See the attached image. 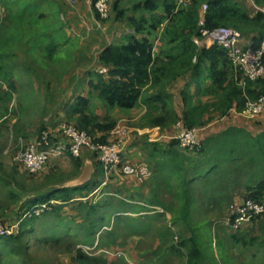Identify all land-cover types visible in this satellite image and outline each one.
Wrapping results in <instances>:
<instances>
[{
  "label": "rangeland",
  "instance_id": "obj_1",
  "mask_svg": "<svg viewBox=\"0 0 264 264\" xmlns=\"http://www.w3.org/2000/svg\"><path fill=\"white\" fill-rule=\"evenodd\" d=\"M241 1L250 14L264 7V4L259 6L254 0ZM137 2L139 0H121L117 4L119 8L127 9L125 15L132 13L128 10ZM89 7L93 23H88V35L96 32L92 48L118 41L122 35L117 31L122 32L124 26L128 25L126 16L117 19L116 10H109L105 18H100L91 2ZM40 11L30 0H0V229H13L8 234L10 237L0 236V264H80L76 259L77 247L83 249L84 253L87 251V255L97 257L101 264H184L182 252L186 251L185 248L178 250L174 246V250L168 251L166 247L176 245L180 239L189 236L192 228L182 220L169 225V213L155 219V224L161 225V229L165 223L163 235L160 234L163 230L150 229L141 237H128L124 229L128 223L124 220L112 230L99 227L95 234L99 231L100 234L94 237L98 242L94 243L93 239V244H90L89 236L81 226L83 222H77L82 215L78 214L76 204H58L35 218L25 220L30 215L25 216L24 212L38 195H44L47 184L68 177L66 169L69 164L59 162L53 169L46 163L40 171L30 173L16 155L43 130L51 129L57 138L60 137V123L75 125L64 113L68 93L73 89L71 79L93 70L88 65V68L75 69L77 61L88 64L86 58H77L81 49L80 40L59 31L54 32L58 38L57 49L48 59L42 47L47 41L45 32H53L56 29L51 27L58 25L49 17H38ZM116 20L119 25L115 23ZM48 26L49 30L46 29ZM242 37L248 44L249 37ZM243 122L241 127L251 124L249 119ZM133 134L145 141L156 142L149 141L146 134L138 135L134 131ZM205 156L193 158L200 162ZM251 173L242 174L238 186L236 181L225 184L227 187L224 190L218 186L208 187L203 196L192 198L194 207L189 217L190 224L195 228L200 227L202 232L198 230V235L208 245L206 252L213 255V261L205 263L210 259L205 254V264H264V218L239 225V231L234 232L237 241L230 236L233 232L219 227L217 223L232 202L250 192L248 187L253 184L248 183V177ZM164 192L161 197L164 203L170 208H177L179 204L176 205L175 197H171L170 192V195ZM86 204L83 205L88 206ZM18 232L22 234L15 237ZM115 236L118 237L116 244ZM157 237H162V245L158 247Z\"/></svg>",
  "mask_w": 264,
  "mask_h": 264
},
{
  "label": "trees",
  "instance_id": "obj_2",
  "mask_svg": "<svg viewBox=\"0 0 264 264\" xmlns=\"http://www.w3.org/2000/svg\"><path fill=\"white\" fill-rule=\"evenodd\" d=\"M117 1L113 0L111 3L113 4L112 10H116L115 17L122 19L126 16L127 23L133 30L122 35L118 41L108 44L99 52L98 61L100 65L107 68L105 73L95 69L86 72V77H88L86 87L101 101L111 106L131 108L142 97L145 88L160 85L165 80L174 81L182 71L191 72L189 81L196 83L198 87L207 81L206 85L204 84L205 93L213 95L214 100L210 105L219 116L227 115L232 109L239 111L244 106L247 97L255 99L264 93V76L250 80L242 71L233 66L222 47L216 44L198 46L193 40L194 37L199 36L201 28L213 30L219 26H229L239 31L242 36H248V46L252 50H257L264 40L263 12L248 13L241 0H187L181 6L176 5V0H139L128 10H131L132 13L124 15L127 9L119 8ZM254 1L259 6L264 4V0ZM205 3L208 8L204 24L200 26L201 9ZM38 17L43 18L44 14L40 13ZM164 19H167L165 34L169 36L167 45L170 46V49L166 51L162 59L159 55L154 54L153 42L157 38L158 28ZM49 28L48 26L46 29L49 30ZM45 36L47 41L42 47L50 59L57 49L58 38L53 36L50 31L45 32ZM260 62L264 66V51L261 54ZM161 97L160 104L164 106V111L157 117L149 116V123H151L149 127L158 125L162 131V128L178 122L189 128H197L199 124L204 123L201 120L204 109L200 108V105L189 106L191 98L185 89L181 93L182 103L185 106L181 115L169 108L171 101L166 100L173 98L169 92L167 95L161 93ZM89 104V97L81 92L75 97L73 104L66 107L64 113L70 121L75 123L76 129L84 130L92 137L97 132L111 130L115 122L109 118L100 119L97 115L92 114L89 111ZM156 105H158L157 102ZM149 110L158 111V106L152 103ZM206 120L211 119L207 118ZM94 138L97 141L105 140L104 136ZM199 142L198 148L188 150L180 147L178 141L173 138L170 148L165 149L160 145H154L153 149L155 150L154 155L158 154L166 164L172 165V169L166 173L164 184L170 188L169 192L173 198L175 197L176 205L179 204L177 208H170L164 201H159L164 208L163 214L167 212L170 214L169 225L175 224L177 220H182L187 227L192 228L189 236L180 239L176 245L166 247L168 251L174 250V246L178 250L185 248L186 251L182 252L184 264L211 263L210 260L213 258L212 254L206 252L208 245L201 240L200 234L198 235L197 231L200 230V227L195 228L190 224L189 217L194 207L192 200L194 196H203L204 190L208 187L218 186L224 190L227 185L232 182L236 183V181L238 186L241 183L239 178L249 171L252 173L249 174L248 183L253 184L248 187L250 192L230 205L252 200L264 207V130L253 134L244 127L233 125L216 134L209 135ZM174 145H177L181 151L176 150ZM184 151L193 154V157L206 155L192 171V176L188 170L184 169V161L189 158ZM170 180L174 183L167 182ZM84 188L86 185L75 189L83 190ZM75 189L58 188L46 192L48 190L46 187L44 195H38L30 208L34 205L47 203L48 208H44L39 214L41 215L52 209L53 206L66 204L65 202L72 198ZM83 204L77 203L75 207L78 208V214H81L82 216H80L84 219L81 226L89 236L88 241L93 244V236L96 232L95 221L99 218V206L94 204L84 206ZM30 208L24 212L25 216L27 213L30 214ZM227 214L228 210L222 216L225 217ZM37 216L31 212L25 220ZM223 217L219 218L217 223L219 227L229 229L219 223ZM260 218H264V212L252 216L249 222ZM167 228L170 229V227ZM240 228L241 226H237L234 229H229L233 232L230 236L235 241L238 240V237L234 232L239 231ZM21 234L18 232L15 237ZM0 236L10 237L7 234ZM217 241L219 239L215 240V243ZM75 252L76 259L80 264H101L97 257L87 255V251L84 253L83 249L81 250L79 247ZM205 254H208L210 259L209 262L204 263Z\"/></svg>",
  "mask_w": 264,
  "mask_h": 264
},
{
  "label": "crops",
  "instance_id": "obj_3",
  "mask_svg": "<svg viewBox=\"0 0 264 264\" xmlns=\"http://www.w3.org/2000/svg\"><path fill=\"white\" fill-rule=\"evenodd\" d=\"M30 1H33L36 7L40 8V13H43L44 17H49L50 20L55 21L58 25L51 27L52 29H56L52 32L53 36H56L54 35V32L57 33V31H59L63 34H68L72 39H76L77 37L80 40L79 45L81 46V49L78 52L77 58L79 60L86 58L88 64H86V62L80 64L79 61H77L78 64L75 69L78 67L84 68L86 65L89 67L92 66L95 70H100L105 67L100 65L98 54L110 43H106L102 46L98 45V47L93 49L92 46L94 45V41H96V32H93L92 35H88V23H90V21L93 23V14L89 7V2L91 0ZM112 5L113 4L110 5L109 10L114 12L112 10ZM159 15L162 17L161 14ZM116 22L118 21L116 20L115 23ZM116 24L119 25V23ZM166 26L167 19H164L158 28L157 38H155L153 42L154 54L156 56L159 55L162 59L164 58L166 51L170 49V46L167 45L169 36L165 34ZM124 28L125 29H123L122 32L117 31L119 29L116 31L120 33V35H124L133 30L130 25H125ZM68 30L72 32H69ZM97 37L99 39L98 35ZM90 38H92V41H89ZM243 39L244 38L242 37L243 43H246L247 41H244ZM91 43H93L92 46ZM81 53L84 55H81ZM88 66L86 67L88 68ZM86 72H82L83 74L71 79V81H73L71 84L73 89L68 93V101L66 100L65 108L73 104L75 97L79 93H85L89 97V111L92 114L97 115L100 119L109 118L115 122V125L111 130L97 132L94 136L97 138L104 136L105 140L120 141L124 157L130 161H145L149 166L150 173L146 177L127 176L116 170L106 174L100 166L97 154L94 151L82 148L78 156L66 153L60 158H52L47 162V166L52 167L53 169H55L59 162H64V164L69 165L66 169L68 177L59 182L56 181L55 183L47 184L46 187L48 190L46 192L58 188L75 189L76 187L86 185V188L83 190L75 189L72 198L65 203L68 205L87 203L89 205L94 204L99 206V218L95 221V230L99 229V227L112 230L114 226L124 223L125 220L128 225H125L124 229L128 237H141L150 229H157L158 231L163 230L162 233H160L163 235L164 229L166 228L165 223L161 229V225L155 224V219L156 217L162 216L164 213V208H162V205L159 203V201H163V199H161L162 194L166 191L168 192V195H170V188H167L164 183L166 173L172 169V165L166 164L165 161L159 158L158 154L154 155L155 150L153 149L154 145H160L165 149L170 148V142L173 139V135L178 132L179 127L177 124H172L169 127L162 128V138L156 142H148L143 138L136 137L133 134V127H149L151 125V123H149V118L157 117L164 111V106L160 104L162 99L161 93L167 95L169 92L173 96L171 100L166 101H171L169 108L174 109L176 113L181 115L185 110L181 97L182 90L184 89L191 98L189 106L200 105V108L204 109V113L201 116V120L204 121V123L199 124L197 127V136L199 140H202L209 135L216 134L230 126H240L245 118L243 119V117L233 110L227 115L219 116L213 109L212 105H210L214 100L213 95L205 93L204 88L207 81L198 87L196 83L189 81L191 72L182 71L174 81L165 80L160 85L148 86L145 88L142 97L131 108L111 106L98 99L96 95L91 93L86 87L88 78L86 77ZM156 102L158 105H156ZM152 103L155 104V106H158V111L149 110L150 104L152 105ZM95 106L97 107V110ZM148 112L151 113L146 114ZM207 118H210L211 120L207 121ZM250 120L251 119H249V122L251 124L248 127H244L245 129L253 134H257L264 130V111L251 121ZM128 124H131V127ZM123 125L127 126L126 131L113 133L114 128ZM173 147L176 150L181 151L177 145H174ZM185 153L189 158L184 161V169L188 170L190 176H192L191 173L197 167L199 162L196 161L197 159L193 158V154L188 152ZM167 182H170V184L174 183L172 180ZM144 219H146V221H144ZM77 222H84V219ZM144 227L146 228L143 231L142 228ZM99 234L100 231L97 234H94V243L98 242V239L95 238L98 237ZM117 238L118 237L115 236V239ZM161 238L158 239L157 237V247L162 245ZM114 243H118V239L115 240Z\"/></svg>",
  "mask_w": 264,
  "mask_h": 264
},
{
  "label": "built area",
  "instance_id": "obj_4",
  "mask_svg": "<svg viewBox=\"0 0 264 264\" xmlns=\"http://www.w3.org/2000/svg\"><path fill=\"white\" fill-rule=\"evenodd\" d=\"M91 5L100 18H105L109 13L113 0H91ZM187 0H176V5H184ZM208 5H202L199 25L204 24V18ZM263 10V11H262ZM261 12L264 13V7ZM198 46H210L216 44L222 47L233 66L242 71L250 80L264 76V66L260 62V57L264 51V40L261 47L252 50L248 44L243 43L242 35L236 29L229 26H219L213 30L201 28L199 36L193 38ZM106 67L97 70L105 73ZM245 119H253L264 111V93L255 99L248 98L244 106L238 111L234 110ZM231 110V111H232ZM179 130L173 135L180 147L188 150L198 148L200 142L197 136V128L185 127L177 123ZM125 125L113 129V133L126 131ZM133 131L138 135L146 134L149 141H159L162 138L160 126L138 127ZM60 137H54L51 129H46L36 138L26 143L17 153L24 167L30 173H36L52 158L60 157L66 153L78 156L82 148H88L97 154V159L104 172L110 173L113 170L119 171L123 175L146 177L149 174V166L146 162L127 160L122 152L121 142L118 140L97 141L84 130H78L70 123L62 122L58 126ZM53 202V201H51ZM44 208H48L47 203L34 205L31 212L39 215ZM264 212V207L252 200H246L241 204H232L228 208V214L220 219L219 223L234 229L237 226L249 222L252 216ZM29 214V213H27ZM30 215V214H29ZM13 229H0V235L10 234Z\"/></svg>",
  "mask_w": 264,
  "mask_h": 264
}]
</instances>
